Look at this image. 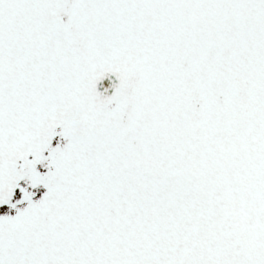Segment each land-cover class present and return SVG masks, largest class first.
I'll use <instances>...</instances> for the list:
<instances>
[{"label":"snow or ice","instance_id":"6c2138e0","mask_svg":"<svg viewBox=\"0 0 264 264\" xmlns=\"http://www.w3.org/2000/svg\"><path fill=\"white\" fill-rule=\"evenodd\" d=\"M0 264H264V0H0Z\"/></svg>","mask_w":264,"mask_h":264}]
</instances>
